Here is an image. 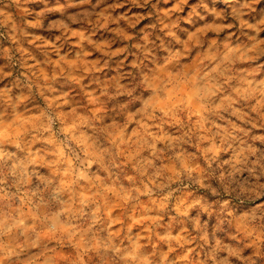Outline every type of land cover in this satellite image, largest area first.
<instances>
[{"label": "clouds", "instance_id": "1", "mask_svg": "<svg viewBox=\"0 0 264 264\" xmlns=\"http://www.w3.org/2000/svg\"><path fill=\"white\" fill-rule=\"evenodd\" d=\"M0 264H264V0H0Z\"/></svg>", "mask_w": 264, "mask_h": 264}]
</instances>
